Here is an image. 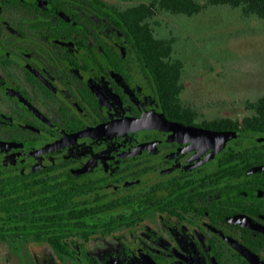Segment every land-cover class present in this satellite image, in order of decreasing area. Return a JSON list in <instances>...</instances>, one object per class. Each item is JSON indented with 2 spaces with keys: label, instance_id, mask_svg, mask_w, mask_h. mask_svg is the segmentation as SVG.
<instances>
[{
  "label": "flooded vegetation",
  "instance_id": "1",
  "mask_svg": "<svg viewBox=\"0 0 264 264\" xmlns=\"http://www.w3.org/2000/svg\"><path fill=\"white\" fill-rule=\"evenodd\" d=\"M115 10L0 0V264H264V130L169 117Z\"/></svg>",
  "mask_w": 264,
  "mask_h": 264
},
{
  "label": "rangeland",
  "instance_id": "2",
  "mask_svg": "<svg viewBox=\"0 0 264 264\" xmlns=\"http://www.w3.org/2000/svg\"><path fill=\"white\" fill-rule=\"evenodd\" d=\"M104 1L125 9L151 0ZM152 26L157 37L175 41L173 58L184 64L182 102L199 120L250 114L244 102L264 94L263 18L218 5L194 16L161 13Z\"/></svg>",
  "mask_w": 264,
  "mask_h": 264
},
{
  "label": "trees",
  "instance_id": "3",
  "mask_svg": "<svg viewBox=\"0 0 264 264\" xmlns=\"http://www.w3.org/2000/svg\"><path fill=\"white\" fill-rule=\"evenodd\" d=\"M218 5L241 8L243 15L246 17L255 15L264 19V0H205L204 3L200 0H151L150 2H142L126 7L121 11L115 10L124 20L129 31L135 35L139 55L147 58L165 111L169 117L187 123H194L199 114L193 106L185 105L182 102L184 64L180 59L173 58L175 41L157 37L152 21L161 13L194 16L208 7ZM243 105L250 114L241 120L230 117H216L212 120L202 119L201 122L205 126L219 129L243 127L264 130V94L254 100H246Z\"/></svg>",
  "mask_w": 264,
  "mask_h": 264
},
{
  "label": "water",
  "instance_id": "4",
  "mask_svg": "<svg viewBox=\"0 0 264 264\" xmlns=\"http://www.w3.org/2000/svg\"><path fill=\"white\" fill-rule=\"evenodd\" d=\"M158 127L165 130H170L178 133L184 140L190 141L194 146L199 145H224L230 140L238 138L243 132L240 131H217L209 130L205 128L194 127L185 125L178 122H172L167 120L164 116L144 114L139 118H131L121 120L117 124L111 126V128H132L143 129ZM251 133V131H249ZM252 133H257L253 131ZM262 133V132H261ZM264 134V133H263Z\"/></svg>",
  "mask_w": 264,
  "mask_h": 264
}]
</instances>
